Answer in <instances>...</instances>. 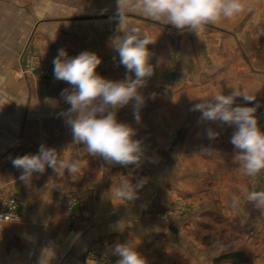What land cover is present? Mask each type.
Returning a JSON list of instances; mask_svg holds the SVG:
<instances>
[{"label":"crops","instance_id":"obj_1","mask_svg":"<svg viewBox=\"0 0 264 264\" xmlns=\"http://www.w3.org/2000/svg\"><path fill=\"white\" fill-rule=\"evenodd\" d=\"M128 2L120 23L117 0H0V194L14 197L20 216L0 221V264H116L117 244L134 245L147 264H264V211L246 201L253 181L236 160L235 127L192 110L239 89L256 97L236 104L259 105L264 131V0H248L245 11L199 33L153 21ZM133 27L155 43L148 45L153 74L139 89L143 106L116 109L142 142L141 161L125 166L74 143L61 96L71 86L54 79L52 61L61 48L68 57L94 52L100 76L135 78L114 47ZM42 144L80 170L46 168L21 180L12 160ZM137 180L134 199L116 195ZM255 184L264 187V173Z\"/></svg>","mask_w":264,"mask_h":264},{"label":"clouds","instance_id":"obj_2","mask_svg":"<svg viewBox=\"0 0 264 264\" xmlns=\"http://www.w3.org/2000/svg\"><path fill=\"white\" fill-rule=\"evenodd\" d=\"M117 16L123 22V11L129 7L128 0H117ZM248 0H136L134 7L153 21H163L177 29L187 28L199 33L209 24L222 19H231L245 11ZM155 43L139 28L124 31L123 37L114 40L115 50L120 63L135 78L126 76L122 81L108 80L97 73L101 58L94 52L84 51L75 57H68L65 49L58 50L53 59V75L57 81H64L70 88L61 91L64 101L70 105L66 113V123L71 127L73 141L86 146L92 156H102L106 161L120 165L138 164L143 155L142 142L134 139L135 130L116 119V109L133 103L138 111L144 104L139 89L146 84V78L153 74L149 63L151 53L148 45ZM246 103L255 101L239 89L229 94L216 93L211 100L197 103L193 111L201 112L204 121L218 122L221 125L234 126L231 143L236 151V160L244 175L253 181L246 201L264 211V187L256 188L255 180L264 173V131L258 125L255 115L259 105L240 106L237 98ZM111 109V111L109 110ZM105 113H107L105 115ZM75 114V115H73ZM209 139H215L218 133L207 130ZM13 166L22 169L21 180L29 182L33 173L43 174L46 168L67 170L75 174L80 170L78 161L62 158L59 153L45 145H40L38 153L26 154L12 160ZM136 184L123 183L116 195L125 201L135 198ZM240 199L234 198L233 209H239ZM113 254L118 256L116 264H147L145 258L131 244H117Z\"/></svg>","mask_w":264,"mask_h":264},{"label":"built area","instance_id":"obj_3","mask_svg":"<svg viewBox=\"0 0 264 264\" xmlns=\"http://www.w3.org/2000/svg\"><path fill=\"white\" fill-rule=\"evenodd\" d=\"M37 63L42 68L45 75L50 74L49 64H46L42 59H38ZM76 201V199H73L71 202ZM19 218L20 216L16 212V201L14 197L9 194H0V221L19 220ZM97 264H111V261L102 259L99 260Z\"/></svg>","mask_w":264,"mask_h":264},{"label":"rangeland","instance_id":"obj_4","mask_svg":"<svg viewBox=\"0 0 264 264\" xmlns=\"http://www.w3.org/2000/svg\"><path fill=\"white\" fill-rule=\"evenodd\" d=\"M29 54H30V53H27V52H26V55H27L26 60H27V61H29V59H30V57H31V56H29Z\"/></svg>","mask_w":264,"mask_h":264},{"label":"trees","instance_id":"obj_5","mask_svg":"<svg viewBox=\"0 0 264 264\" xmlns=\"http://www.w3.org/2000/svg\"><path fill=\"white\" fill-rule=\"evenodd\" d=\"M234 264H239V263L237 262V263H234Z\"/></svg>","mask_w":264,"mask_h":264}]
</instances>
